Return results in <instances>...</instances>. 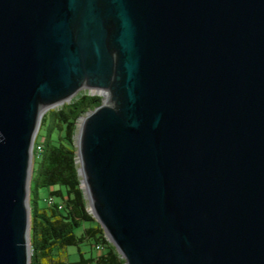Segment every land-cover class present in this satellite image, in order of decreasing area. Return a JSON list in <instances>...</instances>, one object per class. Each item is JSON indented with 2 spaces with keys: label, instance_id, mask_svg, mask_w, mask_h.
Returning <instances> with one entry per match:
<instances>
[{
  "label": "water",
  "instance_id": "95a60500",
  "mask_svg": "<svg viewBox=\"0 0 264 264\" xmlns=\"http://www.w3.org/2000/svg\"><path fill=\"white\" fill-rule=\"evenodd\" d=\"M76 137L126 264H264V0H0V264H31L44 115Z\"/></svg>",
  "mask_w": 264,
  "mask_h": 264
},
{
  "label": "trees",
  "instance_id": "16d2710c",
  "mask_svg": "<svg viewBox=\"0 0 264 264\" xmlns=\"http://www.w3.org/2000/svg\"><path fill=\"white\" fill-rule=\"evenodd\" d=\"M102 103L100 96L81 94L44 115L35 142V146L41 144L42 151L35 150L34 156L31 264H126L89 211L78 171L76 137L80 118ZM41 188L49 191L46 207L39 205ZM70 247H77L78 260H71Z\"/></svg>",
  "mask_w": 264,
  "mask_h": 264
},
{
  "label": "rangeland",
  "instance_id": "374dc122",
  "mask_svg": "<svg viewBox=\"0 0 264 264\" xmlns=\"http://www.w3.org/2000/svg\"><path fill=\"white\" fill-rule=\"evenodd\" d=\"M81 94H90V95H93V96H100V97L103 98V100L105 98L104 95L102 96L101 94L99 95L98 93L90 92L88 90L87 91H82L78 96H80ZM60 107H62V106L60 105V106H58L56 108H53V109H57V108H60ZM44 135H46V131L45 130H43L41 132V136L44 137ZM39 161H40L39 158H37L36 163H39ZM34 165H35V163H34ZM37 168H38V165L36 164V169ZM33 189L36 190L34 185H33ZM39 196H40V198H39V205L41 207H46L47 206L46 199L49 198V191L46 188H41L39 190ZM85 249H87V248H85ZM69 252H70V258H71V260L75 261V260H78L79 259L78 253H77V247H70L69 248Z\"/></svg>",
  "mask_w": 264,
  "mask_h": 264
},
{
  "label": "built area",
  "instance_id": "2783aa9c",
  "mask_svg": "<svg viewBox=\"0 0 264 264\" xmlns=\"http://www.w3.org/2000/svg\"><path fill=\"white\" fill-rule=\"evenodd\" d=\"M40 145L41 144H38L37 146H34V150H33L34 156H35V150H36V152H38ZM97 249L100 250L101 247L98 246Z\"/></svg>",
  "mask_w": 264,
  "mask_h": 264
},
{
  "label": "bare ground",
  "instance_id": "6f19581e",
  "mask_svg": "<svg viewBox=\"0 0 264 264\" xmlns=\"http://www.w3.org/2000/svg\"><path fill=\"white\" fill-rule=\"evenodd\" d=\"M41 151H42V147L40 146L38 152H41Z\"/></svg>",
  "mask_w": 264,
  "mask_h": 264
}]
</instances>
